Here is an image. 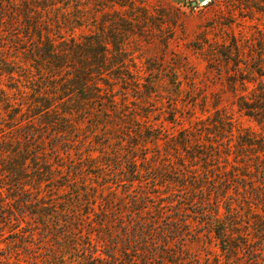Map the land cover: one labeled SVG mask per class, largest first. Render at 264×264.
Masks as SVG:
<instances>
[{"label": "rangeland", "instance_id": "374dc122", "mask_svg": "<svg viewBox=\"0 0 264 264\" xmlns=\"http://www.w3.org/2000/svg\"><path fill=\"white\" fill-rule=\"evenodd\" d=\"M42 1L45 0H0V185L5 187L1 198L11 203L0 208V264H71L76 259L81 262L85 254L82 247L87 245L98 253H107L108 257L102 254L107 264H264V189L253 192L244 188L264 184V176L261 179L255 173L254 158L260 155L264 159V154L256 144L241 146L238 138L244 135L255 143L264 137V129L238 111L234 103L236 96L247 94L253 85L248 84L246 92L240 90L238 82V90L228 88V79H264V75H253L247 70L261 69L264 73V13L244 7L240 0ZM46 4L47 12L43 9ZM30 9H37V13L33 15ZM38 31L42 33L41 44L46 36L56 45L72 37L77 42L90 35L104 37L110 69L102 74V79L110 86L103 80L98 84L103 88L102 95L115 93L116 106L112 108L108 98L90 99L63 122L55 119L56 115H33L38 106L35 99L53 95L49 94L45 61L37 64L29 53V40L37 41ZM172 108L177 112L175 120L169 121L166 118ZM219 117L231 123L232 132H224L229 136L217 141L213 136L215 119ZM160 125L166 133L152 131ZM182 129L191 133V138L196 135V140H189L192 144L216 147L213 149L218 155L207 165L209 175L217 184L228 179L219 186L227 184V202L238 211L232 217L233 237L239 243L234 258H230L233 260L227 259L212 230L216 226L210 216L214 207L211 203L217 192H209L210 185L207 192L194 191L193 180L198 185L203 183L194 178L196 174L190 170L193 167L188 160L180 164L185 152L178 147L179 158L173 149ZM26 132L39 139L25 148L27 144L18 141L24 140L21 135ZM157 134H163L162 138L152 139ZM227 144L232 146L229 151ZM19 149L44 155L52 169L59 164L63 171L75 167L81 187L86 185L95 195L96 214L91 212L90 219L83 217V223L74 225L75 233L80 231L78 239L62 235L64 220L69 219L60 208L68 205L63 200L68 188L54 190L52 180L58 178V173H46L47 181L42 182L39 191L34 182L30 183L34 176L31 172L40 166L39 160L33 162L31 155L26 154L19 160L29 167L26 170L30 177L23 175L22 182L30 185L17 188L16 181L7 176L6 167L15 162ZM145 154L149 162H142ZM129 159H135L141 169L167 168L171 172L166 174L167 179L173 182L162 180L154 186L146 178L156 174L145 173L129 183ZM104 183L107 186L102 196L99 184ZM26 189L30 191L24 192ZM110 192L113 194L108 195ZM29 198L39 208L43 206L41 211L56 212L48 215L45 222H39L33 208L18 212L16 206L20 204L15 199ZM103 198L110 199L112 208L101 210L98 205L105 202ZM135 199L143 205L142 210L135 209ZM203 199L212 206L207 202L202 206ZM225 204L220 202L221 218L225 216ZM203 210L206 215L201 214ZM101 212L107 218L98 225ZM133 224L140 228L139 250L135 244L125 242L130 238L125 232ZM144 227L152 229L154 235L144 237ZM56 231L61 240L55 239ZM67 243H76V247L73 244L71 250H65ZM60 255L66 258H59Z\"/></svg>", "mask_w": 264, "mask_h": 264}, {"label": "trees", "instance_id": "16d2710c", "mask_svg": "<svg viewBox=\"0 0 264 264\" xmlns=\"http://www.w3.org/2000/svg\"><path fill=\"white\" fill-rule=\"evenodd\" d=\"M241 4L244 5L246 8L254 9L256 12L264 13V0H240ZM43 3L47 2V0L42 1ZM58 2V1H57ZM49 4L43 5V9L47 12V6ZM33 11L32 9L29 10V12L36 14L37 9ZM39 17V15H38ZM36 19L35 17H32ZM37 22V21H35ZM36 26V25H35ZM37 28V27H35ZM38 40L30 42V50L29 53L31 56H33L35 59V62L38 64L40 61H45V69L47 71V82L50 83V93L53 94L51 98L46 97L45 95H41V97H37L35 99V102L38 103V106L33 109L34 114H43V116L47 115H53L58 116L54 117L55 119L59 120V122L67 121L69 116H74V114H77L80 111V104L82 102H88L90 99H97L102 100V98H108V102H110V105L112 108L116 106V102L114 100L115 93L112 91L105 92L107 95H102L101 91L103 88L99 86L98 81L103 80L104 84L109 85V83L102 79V74L105 71H108L110 68L108 63V42L106 39L100 35H90L84 38L83 42H77L75 38H71L70 40H63L59 43V45H56L53 40H51L48 36H46L44 43L41 44L42 41V33L41 31H38ZM62 38V37H61ZM254 66V65H253ZM253 70H255V67H252ZM249 73L258 75H264V73L261 72V69H258L259 71H252V69H247ZM238 72V71H236ZM100 76V77H99ZM238 82V87L242 92H246L248 90V84H252V89L249 90L247 94L238 95L236 96V99L234 103L236 104V107L238 108V111L244 113L246 116L252 118L255 120L263 129H264V79L263 78H241L238 81L235 79H228V88L229 90H238L236 88ZM60 92V93H58ZM234 92V91H233ZM52 100H63L62 103H52ZM91 101V100H90ZM85 102V103H86ZM84 103V105H85ZM102 104V102H101ZM83 105V104H82ZM61 108L62 112H58V109ZM177 112L175 108H172V111L170 112V117L166 118L169 121H174V114ZM217 120V125L215 124L216 133L214 134V138L218 141V139L222 140V138H226V135L224 132H232V125L230 122H227L222 119V117H219ZM58 122V123H59ZM57 123V124H58ZM226 125H230L226 129ZM158 131L159 133H166L167 131L162 127V125L159 126V129H153L152 131ZM3 131V130H2ZM148 131V133L152 132ZM191 133H187L186 129H182L179 132V139L176 140L175 147L173 149L178 153V147L181 148L182 152H185L184 157L180 158L181 151L178 153L179 158L182 160V163L185 164V160H188L193 167L192 173H195L196 175L194 178L198 177L201 179V183L203 185H198L196 180H193L191 183V186L194 191L202 190L204 192L208 191V185L209 186V192L212 190H215L217 192V196H215L214 202L211 204L214 206L212 207V218L214 217L215 221V227L212 228L215 232V236L217 240H219L220 249L226 254L227 259L233 260L230 258H234L237 248L239 247V243H236V238L233 237V234L235 233V219H232V217L235 215H238V211L232 207V204H229L226 199V194H228L229 189L224 186H219L221 183H226L228 179H223L220 184H217L215 182V178L211 177L209 175L210 169L207 167L208 164H210L212 159L215 158L218 154L216 153V150L213 149L215 146H204L198 145L195 143H191L189 140L195 139L196 135L192 134V138L189 136ZM24 140H19V143L30 145L31 143L34 144L38 139L39 136H35L32 132H26L23 135ZM161 136V137H160ZM163 134L160 135H152V139H160L162 138ZM230 136L232 134L230 133ZM240 138V145L247 144L248 146H252L256 144L257 150H260L264 154V137L259 138L255 143L251 141V138H245L244 135L238 136ZM65 140V139H64ZM63 140V141H64ZM192 140V141H193ZM196 140V139H195ZM62 141V143H64ZM228 142H230V139H227ZM17 142V143H18ZM177 146V147H176ZM231 145L227 144L226 149L229 151L231 150ZM216 148V147H215ZM56 150V147L55 149ZM30 156L32 158V161L37 162V164H40L39 168L35 171L31 172L33 173V179L30 181V183L34 182L33 186H36V188L39 191L41 190L42 182L47 181L46 173L51 174L52 171L58 173V178L53 179L52 182L55 186L54 190L59 191L61 188L63 190L65 188H68L66 190V197H64V202L68 204L71 208L68 207V205L65 208H60L63 215H67L69 220H64L65 223V229L63 230L62 235L63 236H72L74 240L78 239L77 234L80 231H77L75 233V230L77 228L74 227V225L79 226L81 223L84 222L83 217H88L90 219L89 215L91 212H94V205L96 203L95 195H91L90 188H88L86 185H83L84 188L81 187L79 184V177H77V171H75V167L67 168V171H63V168H60V164L52 169V164L49 160H44L46 157L44 155H39L36 153V151H28V149H19L17 154L15 155V162L8 164L6 169L8 170V177L9 179H13L16 181L17 188H24L29 183L22 182L23 175L24 177H30V172L26 170V168H29L28 166H25L19 159L23 158L25 155ZM25 158V157H24ZM256 161V175H258L261 179L264 176V159H261L260 155H256L254 157ZM42 159V162L40 160ZM179 159V160H180ZM197 159V160H195ZM142 162H149L150 160L147 159L146 154L142 156ZM227 160V159H225ZM130 164L129 168V174L130 178L127 179V181L131 184L135 182V180L138 179V176H144L142 174L148 175V174H156L155 176H150L146 178L150 183H152L154 186L157 184L158 181H164L168 184H171L173 181L172 179H167L168 173H171L167 168H161L159 169L154 167H146L144 169H141L137 165V161L135 159L128 160ZM236 162V161H234ZM229 164V161L227 162ZM233 169H236L235 165H231ZM102 167L99 166V169ZM158 171V173H153L152 171ZM167 170V171H166ZM197 171H202L201 174L197 173ZM80 172V171H79ZM144 172V173H143ZM205 173V175H203ZM262 174V176H260ZM254 175V179L258 181V176ZM204 176V177H203ZM242 176H246L245 174H242ZM193 177V176H192ZM252 177V176H251ZM137 178V179H135ZM250 178V177H249ZM20 181V182H19ZM162 181V182H163ZM264 181V179H263ZM260 182V181H259ZM107 183V182H106ZM104 184H99V191L100 195H104V190L106 189V186ZM30 185V184H29ZM264 185V184H263ZM251 186L248 187L247 185L244 186L245 190L251 189V191H259V189H264V186ZM32 186V187H33ZM5 187L3 185H0V208L9 207L11 204L10 201L4 200L1 198L2 190ZM212 188V189H210ZM52 190V189H51ZM24 192L30 191V189L23 190ZM113 193H108V195H112ZM65 196V195H64ZM107 196V195H106ZM94 198V199H93ZM42 198H40L39 201H41ZM15 203H19L20 207H17L18 212L25 213L27 207L33 208L32 213L34 216H36L39 219V222L43 221L45 222L46 217L53 216L52 212L55 213L56 211L53 210L51 213H47L45 211H41L42 207L39 208L40 205L37 204V202L33 201V199L29 198L27 200L20 201V199H15ZM136 200V199H135ZM206 199L202 200V206L205 205V202L208 203V206L210 205L209 201H205ZM102 201H105L103 204H99L98 206H101L102 209L112 208V202L109 200H106V198H103ZM220 202H225V216L223 218L220 216ZM39 203V202H38ZM135 209L136 210H142L144 207L143 205L138 201H134ZM210 205V206H212ZM52 207H55L53 204ZM22 209V210H21ZM35 210V211H34ZM83 212L86 213V216L83 215ZM9 214V219L11 213L7 211ZM96 214L95 212L93 213ZM202 215H206V210H203L201 212ZM99 219L97 220L98 225H102L104 223V217L101 212L100 215L98 214ZM4 218H6V215H4ZM41 220V221H40ZM80 230V229H79ZM140 230L139 227L133 224V228L128 231V233L125 232V235H130L129 240L125 239L126 244H135V249L139 250L138 243H141L142 241L139 240L138 231ZM58 231V230H57ZM57 231L53 233L55 239L61 240L62 238L60 235L57 234ZM143 236L146 237L147 235L153 236L152 229H141ZM162 235L165 234L161 231ZM91 231H89L88 235L90 237ZM61 235V236H62ZM110 234H107V236ZM164 237V236H163ZM162 237V238H163ZM165 238V237H164ZM166 239V238H165ZM165 239H163V242L165 243ZM66 241V240H65ZM68 244V243H67ZM74 245L76 243H73ZM73 244H68L64 247L66 250L67 248H70ZM115 244V243H114ZM146 244V242H144ZM244 244V243H242ZM88 246V245H87ZM82 247L83 252H85L84 257L82 258V261L80 262V259L73 260V262L77 264H107L106 258L102 257V254H105L107 257L109 256L107 253H104L101 251V253L97 252V249L92 247ZM137 246V247H136ZM76 247V245H75ZM87 247V248H86ZM74 250V249H73ZM78 250V249H77ZM257 251V249H255ZM63 253V252H62ZM61 254V253H60ZM70 254V253H69ZM63 258H66V255H62ZM62 256H58L59 258H62ZM145 257V256H144ZM5 260L8 261V256H4ZM1 263L3 261H0ZM71 261V264H75ZM255 262H259L258 259H255ZM8 264V262H6Z\"/></svg>", "mask_w": 264, "mask_h": 264}, {"label": "water", "instance_id": "95a60500", "mask_svg": "<svg viewBox=\"0 0 264 264\" xmlns=\"http://www.w3.org/2000/svg\"><path fill=\"white\" fill-rule=\"evenodd\" d=\"M198 2L202 3L204 2L205 0H197ZM193 4H196V1H193Z\"/></svg>", "mask_w": 264, "mask_h": 264}]
</instances>
